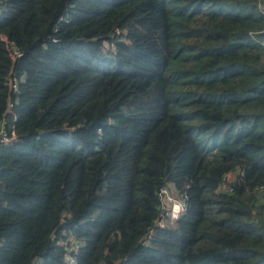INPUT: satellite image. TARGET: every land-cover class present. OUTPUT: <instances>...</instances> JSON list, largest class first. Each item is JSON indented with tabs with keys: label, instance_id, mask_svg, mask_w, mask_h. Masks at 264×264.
<instances>
[{
	"label": "trees",
	"instance_id": "trees-1",
	"mask_svg": "<svg viewBox=\"0 0 264 264\" xmlns=\"http://www.w3.org/2000/svg\"><path fill=\"white\" fill-rule=\"evenodd\" d=\"M0 137V264H264L261 0H0Z\"/></svg>",
	"mask_w": 264,
	"mask_h": 264
},
{
	"label": "built area",
	"instance_id": "built-area-1",
	"mask_svg": "<svg viewBox=\"0 0 264 264\" xmlns=\"http://www.w3.org/2000/svg\"><path fill=\"white\" fill-rule=\"evenodd\" d=\"M14 58L20 57L21 54L15 50ZM5 137H0V142L6 140ZM229 175L224 179V188L228 191H232V186H228V178ZM177 191L173 184L169 183L164 185L159 190V199L161 202L160 206V216L156 221L157 228H167L169 226H174L175 223L184 215L186 211V202L183 196L179 193L177 195ZM154 233V229L151 230L150 236ZM78 245L74 247L77 249ZM73 249H71L72 251ZM66 259L69 263L73 264L75 262V258L72 253H67Z\"/></svg>",
	"mask_w": 264,
	"mask_h": 264
},
{
	"label": "rangeland",
	"instance_id": "rangeland-1",
	"mask_svg": "<svg viewBox=\"0 0 264 264\" xmlns=\"http://www.w3.org/2000/svg\"><path fill=\"white\" fill-rule=\"evenodd\" d=\"M263 1V0H262ZM229 179H228V181H230V182H232V176L231 175H229V177H228ZM225 185H226V183H225ZM177 195H178V193H177Z\"/></svg>",
	"mask_w": 264,
	"mask_h": 264
},
{
	"label": "crops",
	"instance_id": "crops-1",
	"mask_svg": "<svg viewBox=\"0 0 264 264\" xmlns=\"http://www.w3.org/2000/svg\"><path fill=\"white\" fill-rule=\"evenodd\" d=\"M261 7L264 9V0H261Z\"/></svg>",
	"mask_w": 264,
	"mask_h": 264
},
{
	"label": "water",
	"instance_id": "water-1",
	"mask_svg": "<svg viewBox=\"0 0 264 264\" xmlns=\"http://www.w3.org/2000/svg\"><path fill=\"white\" fill-rule=\"evenodd\" d=\"M52 235H54V232L52 233Z\"/></svg>",
	"mask_w": 264,
	"mask_h": 264
}]
</instances>
